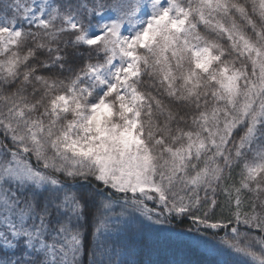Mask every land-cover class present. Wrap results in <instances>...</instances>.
Returning a JSON list of instances; mask_svg holds the SVG:
<instances>
[{
  "label": "snow or ice",
  "instance_id": "obj_1",
  "mask_svg": "<svg viewBox=\"0 0 264 264\" xmlns=\"http://www.w3.org/2000/svg\"><path fill=\"white\" fill-rule=\"evenodd\" d=\"M161 231L264 264V0H0V264H157Z\"/></svg>",
  "mask_w": 264,
  "mask_h": 264
},
{
  "label": "trees",
  "instance_id": "obj_2",
  "mask_svg": "<svg viewBox=\"0 0 264 264\" xmlns=\"http://www.w3.org/2000/svg\"><path fill=\"white\" fill-rule=\"evenodd\" d=\"M163 227L167 228L169 226L165 225ZM169 236L170 233L164 231L154 234L153 238H158L160 244L156 249L152 250L150 253L146 252L143 256V259L146 261L151 259L152 261L157 262V264H164L165 261L172 260L175 255V248L169 247L166 243ZM172 239L174 240L175 237H172ZM205 251L206 247L204 245H201L199 252L186 251L185 253L181 254L180 258L190 260L191 264H203L205 257L200 255V253H203Z\"/></svg>",
  "mask_w": 264,
  "mask_h": 264
}]
</instances>
